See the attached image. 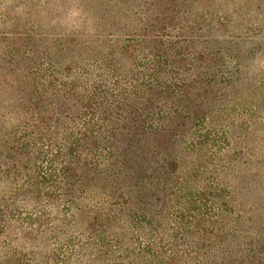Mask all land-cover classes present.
I'll list each match as a JSON object with an SVG mask.
<instances>
[{"label":"trees","instance_id":"16d2710c","mask_svg":"<svg viewBox=\"0 0 264 264\" xmlns=\"http://www.w3.org/2000/svg\"><path fill=\"white\" fill-rule=\"evenodd\" d=\"M183 6L22 0L0 14V264H76L91 245L90 264H264V209L223 183L264 80L211 108L243 67L212 50L228 15L198 32Z\"/></svg>","mask_w":264,"mask_h":264},{"label":"rangeland","instance_id":"374dc122","mask_svg":"<svg viewBox=\"0 0 264 264\" xmlns=\"http://www.w3.org/2000/svg\"><path fill=\"white\" fill-rule=\"evenodd\" d=\"M21 3L22 0H0V14L18 9ZM182 11L189 25L192 20H197L198 23L194 27L199 30L198 32L201 28H206L205 20H218L228 15L227 22L221 21L222 26L215 27V30L221 33L219 42L223 44L213 46L212 50L220 48L230 50L234 57H238L237 60L243 67V73L239 75V80L235 82L233 88L215 89L207 96L212 99L211 108L219 107L221 96L223 100L237 99L254 88L257 82L262 81V78L264 80V0H184ZM44 20L47 24L48 20L46 18ZM231 68L233 69L232 66ZM262 95L264 96V91ZM262 98L261 96L255 105L264 113ZM251 121L252 126L248 130L234 125L232 127L234 135L241 138L237 139L233 147L239 148L243 145L246 150L245 154L237 157L236 162L231 161L234 153L227 156L230 162L224 173L223 183L233 188L240 204L254 205L264 209V114ZM60 231L65 232V235H68V231L61 225L54 229L61 240L64 236L60 235ZM37 244L33 245L32 249H35L40 258H43L51 245L44 241ZM95 248H97L95 245L87 246L83 250L84 256H81L76 264L93 263L92 255H94Z\"/></svg>","mask_w":264,"mask_h":264}]
</instances>
